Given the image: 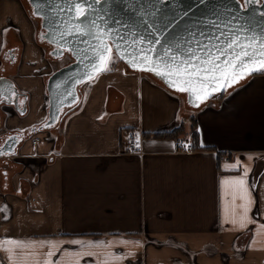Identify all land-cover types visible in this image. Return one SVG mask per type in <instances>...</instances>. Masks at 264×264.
Instances as JSON below:
<instances>
[{"label":"crops","instance_id":"0c3cea01","mask_svg":"<svg viewBox=\"0 0 264 264\" xmlns=\"http://www.w3.org/2000/svg\"><path fill=\"white\" fill-rule=\"evenodd\" d=\"M15 45L10 68L4 52ZM110 68L82 86L75 111L32 133L47 118L52 67L23 0H0V75L27 107H2L0 142L26 134L0 159V264H264V74L189 110L146 73L119 61ZM190 115L198 149L152 136L181 127L178 139L187 137ZM240 178L252 200L243 228L239 207L229 222L232 196L243 203L231 183Z\"/></svg>","mask_w":264,"mask_h":264},{"label":"water","instance_id":"95a60500","mask_svg":"<svg viewBox=\"0 0 264 264\" xmlns=\"http://www.w3.org/2000/svg\"><path fill=\"white\" fill-rule=\"evenodd\" d=\"M28 1L32 15L41 19V28L45 31L41 37L55 47L51 54L61 57L67 52L72 57L71 62L52 71L47 77V118L39 126L31 128L32 133L56 126L78 108L82 86L95 79H89L85 74L90 71L95 59L93 45L98 40L94 38V34L101 31L106 30L102 39L112 46V53L118 58L115 44H122L128 51H133L141 47L148 48L149 42L159 39L160 43L154 45L156 57L162 56L165 49L170 48L179 59L187 56L189 49L199 51L200 45L224 46L232 35L249 38L255 36L258 40L264 37V16L260 15L264 12V0L259 4H252L247 11L242 10V2L237 3V0H86L91 10L84 18H74V12L70 11L74 0ZM77 26H82L87 34H78ZM257 46L253 43L254 48ZM121 61L133 71L152 74L168 89L185 93L186 101L192 108H199L216 94H223L230 87L261 70L260 61L254 59L247 68L260 70L246 74L238 81H213L211 87L205 85L203 90L200 85H193L197 92L190 93L180 92L175 86H170L166 80L172 77L138 70L143 65L134 69L125 60ZM20 95L26 96L10 78H0L2 107L15 105L20 113H24L27 110L26 102L21 110L15 102ZM197 96L203 99H197ZM12 138L14 139L8 138L0 146L2 155L16 153L18 145L24 141V138L18 139L17 136Z\"/></svg>","mask_w":264,"mask_h":264},{"label":"snow or ice","instance_id":"6c2138e0","mask_svg":"<svg viewBox=\"0 0 264 264\" xmlns=\"http://www.w3.org/2000/svg\"><path fill=\"white\" fill-rule=\"evenodd\" d=\"M240 3V0H237ZM261 0H244V6L242 10L247 11L248 7L252 4H259ZM91 10V6L86 4V0H74L73 6L70 11H73L74 18L87 17L88 11ZM264 16V12L260 13ZM93 24L95 22L93 21ZM78 34L86 35L82 26H77ZM243 31V30H242ZM106 34V30L101 31L99 34H94V38L98 40V43L93 45V54L95 59L92 62L91 69L85 75L89 79H94L98 74L106 73L111 70L109 65L113 63L112 46L105 43L102 36ZM110 36V34H108ZM123 39V38H121ZM218 39V38H217ZM160 40L157 39L154 42H149V47H141L128 51L122 44H115V52L121 60H125L131 67L141 71L154 72L156 75L165 77H172V79L166 80L170 86H175L180 92L196 93L197 89L193 85H200L201 90L205 85L211 87L213 81L223 79L225 81H238L242 79L244 75L251 74L253 71L260 69L247 68V65L253 62L254 59L260 61L261 69H264V37L259 40L253 36L251 38L239 35H232L226 41L224 46L220 45H200L199 51H193L189 49L187 56L177 58V55L171 51L170 48L165 49L162 56L156 57L154 45L159 44ZM253 43L258 46L253 47ZM151 53L152 55H149ZM107 54V55H105ZM100 65H103L102 67ZM246 69V71H245ZM98 70V71H93ZM229 82V86H230ZM215 88H213V91ZM197 99H203V97L197 96ZM4 102H7L6 100ZM9 139H14L10 137ZM139 134L136 137V147H139ZM3 153H0L2 155ZM235 168V165L230 166ZM247 175V170H245ZM228 183V182H222ZM233 185L239 188V198L243 201L240 205L236 204L237 196L234 194L231 201V215L232 219L229 221L232 224H237L236 209L239 207L242 209L243 214L239 217V226L245 227L248 221V213L250 211L249 205L252 203L250 198L249 189L244 187L246 181L243 178L231 181ZM226 209V213H227ZM261 227H264L262 225ZM3 243L17 246H24V241L10 240ZM31 244V242H27ZM73 243H80L74 241ZM124 244L139 245L138 241H122ZM50 247L54 245L49 242ZM11 252L12 249H7ZM48 256H54L55 253L49 251ZM11 259V256H10ZM51 264V262H46Z\"/></svg>","mask_w":264,"mask_h":264},{"label":"trees","instance_id":"16d2710c","mask_svg":"<svg viewBox=\"0 0 264 264\" xmlns=\"http://www.w3.org/2000/svg\"><path fill=\"white\" fill-rule=\"evenodd\" d=\"M23 3H24V5H25V8H26V10H27V13L29 14V16L33 19V21H35V19L33 18V16H32V11H31V6H30V4H29V2L27 1V0H23ZM14 36L16 37V38H18V35H17V33H14ZM37 39H38V37H37ZM38 42L40 43V45L42 46V48L44 49V51H46V44H44V43H42V42H40L39 41V39H38ZM112 54H114V53H112ZM115 55V54H114ZM116 56V55H115ZM66 58L68 57V62H66L65 64H67V63H69V62H71L72 61V57H71V55L70 54H67L66 56H65ZM117 57V56H116ZM46 58H47V60L50 62V63H55L56 61H57V59L55 60L54 58H52V57H50L49 56V54H46ZM117 60L119 61V62H122L118 57H117ZM65 64H63V65H65ZM63 65H61V66H63ZM61 66H59V67H61ZM58 67V68H59ZM57 68H53V70H56ZM146 74H148V75H150L152 78H154L157 82H159L160 84H162L163 86H165L159 79H157L156 77H154L152 74H150V73H148V72H145ZM254 74H264V69H261L260 71H258V72H256V73H254ZM49 76V74H47V75H45V81H46V79H47V77ZM248 77H246L245 79H243L242 81H240L239 83H237L236 85H234V86H232V87H230L229 89H227L223 94H216L215 96H214V98L215 97H217V98H219V99H221V98H223L224 96H225V94H227L229 91H231L232 89H234V88H236V87H238V86H240V85H242L245 81H246V79H247ZM166 87V86H165ZM167 88V87H166ZM170 90V89H169ZM171 92H173V93H175V94H177V95H179L180 97H181V100H182V104H183V106L185 107V108H187V109H189V110H198L199 108H201V107H203L208 101H206V102H204L199 108H192V107H190L189 105H188V103H187V101H186V94L185 93H178V92H175V91H172V90H170ZM81 96V95H80ZM190 120H189V124H190V127H189V136H190V140H191V142H192V146H193V150H196V149H198L197 148V144H196V142H197V136H198V133H197V130H196V123H195V117L194 116H191L190 115ZM178 133L179 134H183L184 133V130H182V128L181 127H179L177 130H172V131H161V132H156V133H153L152 134V136H155V137H175V139H178ZM177 135V136H176ZM179 147V146H178ZM180 149H181V147H179ZM10 162H11V160L10 159H6V160H3V165H8V164H10Z\"/></svg>","mask_w":264,"mask_h":264},{"label":"flooded vegetation","instance_id":"af4514ba","mask_svg":"<svg viewBox=\"0 0 264 264\" xmlns=\"http://www.w3.org/2000/svg\"><path fill=\"white\" fill-rule=\"evenodd\" d=\"M28 1V0H27ZM242 2V5L244 6V1L243 0H240ZM29 2V1H28ZM32 10V9H31ZM33 16V15H32ZM33 18L36 20L37 22V28H36V36L38 37L39 41L46 44V51L47 53L49 54L50 57L54 58L55 60L56 59H61L63 58L64 56H66L68 53L65 52L63 56L61 57H54L51 53L52 51L54 50V46H52L51 44L47 43L45 41V39L43 37H41V34L44 33V29L41 28V19L39 17H35L33 16ZM19 52H20V47L18 45H15L13 47H9V48H6L5 52H4V58H6V61L12 65L10 66V68L14 67L18 61V56H19ZM8 67H6L7 69ZM2 75H0V78L2 76H4L3 74L4 73H1ZM14 96V95H13ZM24 96L23 95H20L18 96L17 100H15V102L17 103L19 109L21 110L23 107H24ZM2 98H0V102H1ZM5 112L2 110V106L0 105V123L2 121V118L4 116ZM39 126V125H38ZM36 127V126H32V129ZM25 132H17V133H9L6 135V137L4 139L1 140L0 142V146L10 137L12 136H17L18 139H22L25 137ZM3 156V155H2ZM0 159H3L1 158L0 156Z\"/></svg>","mask_w":264,"mask_h":264},{"label":"built area","instance_id":"2783aa9c","mask_svg":"<svg viewBox=\"0 0 264 264\" xmlns=\"http://www.w3.org/2000/svg\"><path fill=\"white\" fill-rule=\"evenodd\" d=\"M130 138L132 140L128 143V147H129L130 151H133L137 148L136 147V141H135L133 136H131ZM177 141H178V144L183 151H185V152L193 151V146H192V142H191L190 138L189 139L180 138ZM38 142H39V138H35L32 140V145L35 146Z\"/></svg>","mask_w":264,"mask_h":264},{"label":"rangeland","instance_id":"374dc122","mask_svg":"<svg viewBox=\"0 0 264 264\" xmlns=\"http://www.w3.org/2000/svg\"><path fill=\"white\" fill-rule=\"evenodd\" d=\"M31 9V8H30ZM35 22V24H36V28H37V22H36V20L34 21ZM44 50V49H43ZM46 54H48L47 53V51H44V56H45V58H46ZM112 57H113V63H111L109 66L110 67H112L113 65H114V63L115 62H117L118 60H117V57L114 55V54H112ZM46 60H47V58H46ZM68 57L66 58L65 56L63 57V58H61V59H57V61L55 62V63H50L48 60H47V62H49L50 64H51V67H52V70H51V72L52 71H54L53 70V68H58L59 66H61V65H63V64H65L66 62H68ZM143 73H145V72H143ZM148 75V74H147ZM150 76V75H149ZM195 109V108H194ZM59 124V123H58ZM40 132H42V131H39V132H37V133H40ZM188 137V138H187ZM187 137H183L182 139H189L190 138V136L189 135H187ZM33 139H35V138H33ZM32 139V140H33ZM180 139V138H179ZM178 140V139H177ZM39 141H40V139H39ZM32 143V142H31ZM177 145L179 146V144H178V141H177ZM34 146V145H33ZM180 147V146H179ZM182 150V149H181ZM183 151V150H182Z\"/></svg>","mask_w":264,"mask_h":264}]
</instances>
